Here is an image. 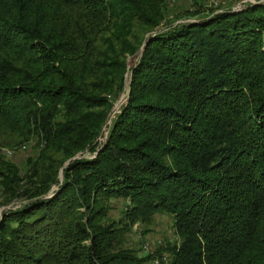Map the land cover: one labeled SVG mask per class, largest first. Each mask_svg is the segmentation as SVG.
<instances>
[{"label":"trees","instance_id":"obj_1","mask_svg":"<svg viewBox=\"0 0 264 264\" xmlns=\"http://www.w3.org/2000/svg\"><path fill=\"white\" fill-rule=\"evenodd\" d=\"M168 1L0 0V264H264V2Z\"/></svg>","mask_w":264,"mask_h":264},{"label":"rangeland","instance_id":"obj_2","mask_svg":"<svg viewBox=\"0 0 264 264\" xmlns=\"http://www.w3.org/2000/svg\"><path fill=\"white\" fill-rule=\"evenodd\" d=\"M225 1L226 0H205V2H202V5L207 9L214 10L222 6L225 3ZM247 2L255 3V0H241L234 5L235 6L234 10L242 8L243 5ZM260 2H264V0H260ZM167 3L170 8L171 7L177 8L180 11L192 8V0H169ZM201 10H204V9L201 8ZM126 88L127 86L125 85V89L123 91H126L127 90ZM126 92L123 95H121L114 103L111 116L106 123L107 128L110 127L112 119L117 114L119 107L124 103ZM106 126L104 127V130L102 131L103 138L100 137L98 139L96 148H99V145L101 144V142L104 141L105 138L107 137ZM20 149L21 150L19 152H16L17 150H9V149H3V151L8 157V159L16 163L17 165L21 166L23 160L30 154V152L24 150V146L21 147ZM84 157L89 158L91 157V155L89 153H84L83 155H77V157L73 158L72 160L81 159ZM61 180H62V175H60V181ZM56 189L57 187L54 186L53 191H55ZM0 200H1V195H0ZM21 203L22 201L16 200V201L11 202L7 206H2L0 207V213H2L4 210L17 209L19 208ZM143 229L149 230L148 233L144 236L140 235L139 233L140 231L136 229L138 231L137 233L138 238L142 242L141 244L142 254H148L151 256V261L149 264H154L155 261L157 262V264H161L159 255H156V249L158 247L165 246L167 243L174 244L175 241L176 242L178 241L175 235V231H174L171 218H169L166 215H157L153 218L152 224L148 226L147 228L143 227ZM162 258H163L162 259L163 264L170 263L171 257L168 254H164Z\"/></svg>","mask_w":264,"mask_h":264},{"label":"built area","instance_id":"obj_3","mask_svg":"<svg viewBox=\"0 0 264 264\" xmlns=\"http://www.w3.org/2000/svg\"><path fill=\"white\" fill-rule=\"evenodd\" d=\"M154 264H157V262L155 261Z\"/></svg>","mask_w":264,"mask_h":264},{"label":"water","instance_id":"obj_4","mask_svg":"<svg viewBox=\"0 0 264 264\" xmlns=\"http://www.w3.org/2000/svg\"><path fill=\"white\" fill-rule=\"evenodd\" d=\"M140 52H142V50H141ZM67 164H68V163H67ZM67 164H66V165H67Z\"/></svg>","mask_w":264,"mask_h":264}]
</instances>
